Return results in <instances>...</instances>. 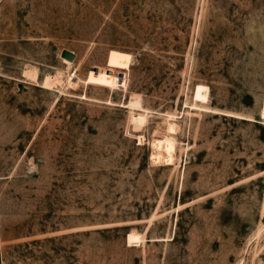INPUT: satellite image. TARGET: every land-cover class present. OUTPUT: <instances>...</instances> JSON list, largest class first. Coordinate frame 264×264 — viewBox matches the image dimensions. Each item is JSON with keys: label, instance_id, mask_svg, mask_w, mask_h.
<instances>
[{"label": "rangeland", "instance_id": "374dc122", "mask_svg": "<svg viewBox=\"0 0 264 264\" xmlns=\"http://www.w3.org/2000/svg\"><path fill=\"white\" fill-rule=\"evenodd\" d=\"M263 103L264 0H0V264H264Z\"/></svg>", "mask_w": 264, "mask_h": 264}, {"label": "bare ground", "instance_id": "6f19581e", "mask_svg": "<svg viewBox=\"0 0 264 264\" xmlns=\"http://www.w3.org/2000/svg\"><path fill=\"white\" fill-rule=\"evenodd\" d=\"M63 61L68 65L72 64L68 60L64 59ZM35 77H37L36 74H35ZM52 80L53 79L51 77H46V80L43 83V87L46 89H52L53 88ZM208 91H209L208 87H206L204 85H197L195 88V94H194L195 101H200L202 103H204V102L206 103L208 100ZM140 103H141V99L131 98V100H130L131 105L140 106L141 105ZM262 114L264 116V103H263V113ZM166 123H167V127H168L167 129H168L169 133L166 135H163L159 138H155L153 148H155L157 151L163 152V154L166 155L165 156L166 161H170V160H172L173 155L176 151V144H177L175 137L171 135L172 133H174L176 131V122H175L174 116L169 115L166 119ZM155 158H157V157H155ZM131 240L133 242H137L138 238H137V236H132Z\"/></svg>", "mask_w": 264, "mask_h": 264}, {"label": "water", "instance_id": "95a60500", "mask_svg": "<svg viewBox=\"0 0 264 264\" xmlns=\"http://www.w3.org/2000/svg\"><path fill=\"white\" fill-rule=\"evenodd\" d=\"M61 57L70 62H73L76 59L75 53L68 50H63L61 53Z\"/></svg>", "mask_w": 264, "mask_h": 264}]
</instances>
